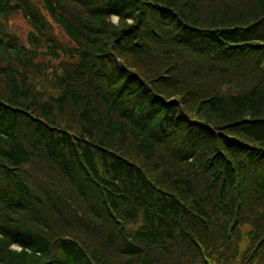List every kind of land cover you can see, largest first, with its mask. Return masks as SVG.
<instances>
[{"label": "trees", "instance_id": "1", "mask_svg": "<svg viewBox=\"0 0 264 264\" xmlns=\"http://www.w3.org/2000/svg\"><path fill=\"white\" fill-rule=\"evenodd\" d=\"M0 264H264V0H0Z\"/></svg>", "mask_w": 264, "mask_h": 264}, {"label": "rangeland", "instance_id": "2", "mask_svg": "<svg viewBox=\"0 0 264 264\" xmlns=\"http://www.w3.org/2000/svg\"><path fill=\"white\" fill-rule=\"evenodd\" d=\"M13 19V29L22 37L23 40L26 41L28 39V33L31 30L29 22L25 18H23L22 15L13 17ZM113 19L115 20L116 17H113Z\"/></svg>", "mask_w": 264, "mask_h": 264}]
</instances>
